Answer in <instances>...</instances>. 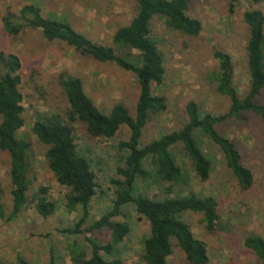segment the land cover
<instances>
[{
  "label": "trees",
  "instance_id": "16d2710c",
  "mask_svg": "<svg viewBox=\"0 0 264 264\" xmlns=\"http://www.w3.org/2000/svg\"><path fill=\"white\" fill-rule=\"evenodd\" d=\"M198 1L203 0H135V15L115 30L110 46L92 42L64 18L43 16L38 5H24L16 14L2 17V30L10 37L25 30L39 31L46 41H60L99 63L113 64L131 73L138 97L134 114L122 102L115 103L106 113L87 96L80 79L59 74L58 84L67 102L65 116L38 113L30 135L45 148L43 157L48 170L67 190L60 204L50 197L47 187L32 190L35 181L32 144L28 137L18 135L25 125L22 63L16 54L0 51V151L9 156L11 185V207L7 213L0 183V220L10 222L30 205L42 219L63 208L67 214L76 213L71 225L56 229L67 240L65 252L69 264H125V240L131 233L128 210H132L149 226L140 255L143 264H168L175 248L182 252L187 264H208L206 244L194 236L183 218L187 214L198 215L207 233L224 228L218 200L192 188L194 181L203 184L209 180L215 163L214 156L208 154L214 150L242 191H250L255 184L244 152L223 133L222 127L226 121L241 122L250 117L258 121L264 138V102L260 101L264 91V14L259 9L243 13L248 29L245 51L249 81L245 93L240 95L233 84L231 57L215 50L212 58L216 67L208 79L214 83L217 94L229 99L228 111L219 116L203 113L197 103L189 101L184 107L186 120L179 129L141 145L149 119L167 109L165 99L152 92L153 85L163 83L165 68L151 24L157 18L168 31L196 38L202 24L189 16L188 10L191 3ZM226 1L229 12H233L238 0ZM76 123L89 135L105 139L113 138L122 127L128 130L127 140L116 147L120 161L115 177L109 180L113 197L110 206L92 222H89L91 203L100 186L89 160L75 142ZM100 229L108 232L106 242L86 236ZM80 236L84 243L77 240ZM243 246L253 256L254 264H264L263 237L250 233L243 238ZM14 264L31 262L17 255ZM42 264L67 263L50 252Z\"/></svg>",
  "mask_w": 264,
  "mask_h": 264
},
{
  "label": "rangeland",
  "instance_id": "374dc122",
  "mask_svg": "<svg viewBox=\"0 0 264 264\" xmlns=\"http://www.w3.org/2000/svg\"><path fill=\"white\" fill-rule=\"evenodd\" d=\"M30 4L38 5L43 16L66 19L75 31L92 42L110 46L115 30L135 15L136 3L135 0H0V51L16 54L22 63L25 125L18 135L28 137L32 144L35 172L32 190L47 187L50 197L62 204L67 190L48 170L43 157L45 148L30 135V127L38 113L65 116L67 102L58 84L59 74L67 73L80 79L87 96L106 113L115 103L122 102L128 112L134 114L138 88L131 73L113 64L99 63L60 41H46L39 31L25 30L17 37L6 35L2 30V17L7 13L16 14L24 5ZM248 9H259L264 14V0L257 4L251 0H238L231 13L226 0L191 3L189 16L202 24L196 38L168 31L160 19L153 20L151 33L164 57L165 77L161 85L152 86V92L165 99L167 109L149 119L142 132L141 145L179 129L186 120L184 107L189 101L197 103L203 113L219 116L228 111L229 99L217 94L214 83L208 79L216 67L212 58L215 50L224 51L231 57L233 84L240 95L245 93L249 81L245 51L248 29L243 13ZM262 94L260 101L264 102V91ZM222 130L244 152L255 184L250 191H242L214 150L208 154L214 156L215 163L209 180L203 184L194 181L192 188L218 200L224 228L207 233L198 215L187 214L183 219L194 236L206 244L208 264H254L253 256L243 246V238L250 233L264 238V138L258 121L250 117L241 122L226 121ZM74 134L75 142L89 160L100 186L91 203L89 222H92L110 206L113 197L109 180L115 177V168L120 161L116 147L127 140L128 130L122 127L113 138L105 139L89 135L81 124L76 123ZM8 171L9 156L0 151V183L7 213L11 207ZM128 217L131 233L125 240V264H143L140 255L143 240L149 232L148 222L132 210H128ZM75 219L76 213L67 214L63 208L42 219L30 205L14 220H0V264H14L17 255L31 264H42L50 252L69 264L65 252L67 240L57 234L56 229L71 225ZM86 236L104 243L108 232L106 229L94 230ZM77 240L84 243L82 236ZM168 264L187 263L182 252L175 248Z\"/></svg>",
  "mask_w": 264,
  "mask_h": 264
}]
</instances>
